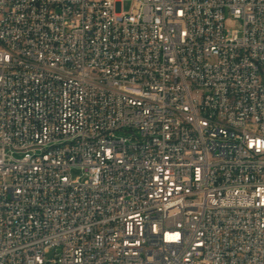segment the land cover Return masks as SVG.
<instances>
[{
    "label": "built area",
    "instance_id": "2783aa9c",
    "mask_svg": "<svg viewBox=\"0 0 264 264\" xmlns=\"http://www.w3.org/2000/svg\"><path fill=\"white\" fill-rule=\"evenodd\" d=\"M122 5L0 0V264H264V0Z\"/></svg>",
    "mask_w": 264,
    "mask_h": 264
},
{
    "label": "rangeland",
    "instance_id": "374dc122",
    "mask_svg": "<svg viewBox=\"0 0 264 264\" xmlns=\"http://www.w3.org/2000/svg\"><path fill=\"white\" fill-rule=\"evenodd\" d=\"M133 3H134V0H123V5H122L123 10L127 11V12L130 11ZM226 17L231 18L230 14L228 12L226 13ZM229 24H231L235 27H238V23H236V22H230ZM71 175L73 178H76V177L82 175V171L79 168H73L71 170Z\"/></svg>",
    "mask_w": 264,
    "mask_h": 264
}]
</instances>
